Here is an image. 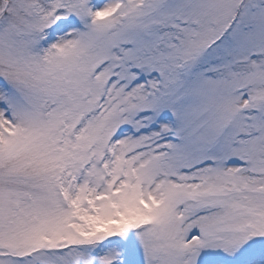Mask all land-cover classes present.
Masks as SVG:
<instances>
[{
    "label": "snow or ice",
    "instance_id": "6c2138e0",
    "mask_svg": "<svg viewBox=\"0 0 264 264\" xmlns=\"http://www.w3.org/2000/svg\"><path fill=\"white\" fill-rule=\"evenodd\" d=\"M0 264H264V0H0Z\"/></svg>",
    "mask_w": 264,
    "mask_h": 264
}]
</instances>
